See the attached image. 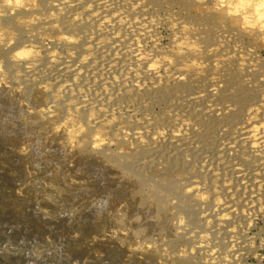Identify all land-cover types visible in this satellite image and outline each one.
Masks as SVG:
<instances>
[{"label": "rangeland", "instance_id": "1", "mask_svg": "<svg viewBox=\"0 0 264 264\" xmlns=\"http://www.w3.org/2000/svg\"><path fill=\"white\" fill-rule=\"evenodd\" d=\"M261 1L0 0V264H264Z\"/></svg>", "mask_w": 264, "mask_h": 264}, {"label": "bare ground", "instance_id": "2", "mask_svg": "<svg viewBox=\"0 0 264 264\" xmlns=\"http://www.w3.org/2000/svg\"><path fill=\"white\" fill-rule=\"evenodd\" d=\"M248 2H250V1H248ZM257 4H259V5H257ZM256 5L257 6H259V8L262 6V5H264V1H261V2H259V3H257ZM261 4V5H260ZM246 5V4H245ZM256 7V6H255ZM254 11H256V10H254ZM257 12V11H256ZM259 12V11H258ZM261 13V12H260ZM260 18V17H259ZM258 18V19H259ZM246 19V18H245ZM258 21H260V20H258ZM259 26H261V27H263L264 28V21H261L260 23H259ZM20 47V46H19ZM18 47V48H19ZM29 48V47H28ZM28 48H26L24 45H21V47L16 51V52H14V53H16V54H14V55H16V57L19 59V58H21V57H24L25 55L24 54H26L27 53V51L29 52V50H28ZM31 49V48H30ZM181 51V50H180ZM141 54V53H140ZM138 56H139V54H138ZM59 60V59H58ZM154 60H156V59H154ZM87 63H88V61H87ZM76 65V64H75ZM152 67V66H151ZM156 68V67H155ZM151 70H153V69H151ZM178 77H179V75H177ZM177 77V78H178ZM181 77V76H180ZM179 77V78H180ZM183 77V76H182ZM176 78V79H177ZM250 118H248V119H245V120H249ZM252 120H254V119H252ZM246 123H247V121H246ZM67 126V125H66ZM98 127V126H97ZM243 128H245V130H248L251 134H253L256 138H257V140L258 141H256V143H258L259 142V140L264 136V130H262V129H260L259 127H258V123H256V121H249L246 125H245V127H243ZM253 135H251V136H253ZM256 138H254V140H256ZM92 140H94V141H96L97 143H99L100 141H99V139L96 137V136H94V138L92 139ZM264 146V142L263 143H261V146ZM193 187V186H192ZM233 232V231H232ZM230 233V232H229Z\"/></svg>", "mask_w": 264, "mask_h": 264}]
</instances>
